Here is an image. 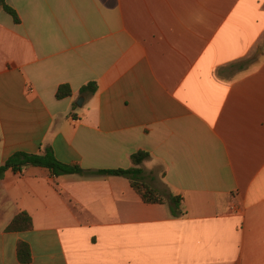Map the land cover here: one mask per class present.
Segmentation results:
<instances>
[{"label":"crops","instance_id":"1","mask_svg":"<svg viewBox=\"0 0 264 264\" xmlns=\"http://www.w3.org/2000/svg\"><path fill=\"white\" fill-rule=\"evenodd\" d=\"M6 3L20 22L0 10V166L51 149L127 170L148 152L145 181L184 213L121 176L9 170L0 264H25L20 242L28 264H264V0ZM21 213L32 229L7 231Z\"/></svg>","mask_w":264,"mask_h":264},{"label":"trees","instance_id":"2","mask_svg":"<svg viewBox=\"0 0 264 264\" xmlns=\"http://www.w3.org/2000/svg\"><path fill=\"white\" fill-rule=\"evenodd\" d=\"M3 9L9 13L16 23L20 22L17 13L6 3V0H0V10ZM98 90L96 83H89L81 89V95L93 96ZM72 90L69 85H62L58 88L57 99L62 100L71 97ZM151 155L148 152H138L132 156L133 167L127 170H86L78 166H69L61 163L55 157L51 149H47L44 154H27L16 153L11 156L4 165L0 166V179L9 170L13 172H22L26 167H41L50 170L55 176L64 175H80L83 177L92 176H121L127 178L133 189L147 204H169L171 215L175 218L183 216L182 198L168 195L167 198L157 189L151 187L145 181V170L143 165L150 159ZM32 220L26 213L18 215L9 225L7 231L18 232L32 229ZM18 257L22 263L28 264L31 262L32 255L30 246L27 243L20 242L18 245Z\"/></svg>","mask_w":264,"mask_h":264},{"label":"water","instance_id":"3","mask_svg":"<svg viewBox=\"0 0 264 264\" xmlns=\"http://www.w3.org/2000/svg\"><path fill=\"white\" fill-rule=\"evenodd\" d=\"M83 102H84V99H83V98H81V99L79 100V102H78V105H82V104H83Z\"/></svg>","mask_w":264,"mask_h":264}]
</instances>
